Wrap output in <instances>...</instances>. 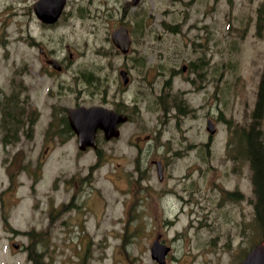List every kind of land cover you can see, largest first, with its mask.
Instances as JSON below:
<instances>
[{
	"label": "rangeland",
	"instance_id": "rangeland-1",
	"mask_svg": "<svg viewBox=\"0 0 264 264\" xmlns=\"http://www.w3.org/2000/svg\"><path fill=\"white\" fill-rule=\"evenodd\" d=\"M33 1L0 0V88H7L5 56L19 67L17 87L28 85L20 67L30 54L26 8ZM64 14L59 27L41 31L45 36L38 37L35 24L32 34L60 56L71 53L72 74H93L92 86L75 85L78 99L94 102L92 93L105 88V106L123 101L139 114L122 127L119 140L104 145L86 182L96 158L75 157L71 141L45 159L42 171L33 174V188V178L9 176L0 167V264H157L150 255L157 236L169 247L165 264H238L260 238L252 172L236 132L251 122L264 73V0H66ZM119 26L128 28L132 40L126 56L110 41ZM121 69L130 76L129 86ZM171 75V82H163ZM36 77L41 119L32 142L33 153L41 154L54 100L45 96V80ZM154 89L168 116L154 109ZM63 95L66 104L72 102ZM175 100L186 115L170 108ZM206 116L215 134L197 154ZM157 119L162 140H172L166 142L175 154L167 158L161 182L151 163L155 154L135 157L125 143L128 136L144 138L160 129ZM261 128L264 134V116ZM26 141L18 139L5 152L23 149ZM5 156L0 153V166ZM133 157L146 168L140 177Z\"/></svg>",
	"mask_w": 264,
	"mask_h": 264
},
{
	"label": "flooded vegetation",
	"instance_id": "flooded-vegetation-1",
	"mask_svg": "<svg viewBox=\"0 0 264 264\" xmlns=\"http://www.w3.org/2000/svg\"><path fill=\"white\" fill-rule=\"evenodd\" d=\"M36 1L37 0H34L31 5H28L26 8V25L28 33L26 47L30 54L26 56L23 66L20 67V71H23L25 73V76L27 75L26 78L28 79V85H26L25 87H17L16 83L13 80V76L17 73V69L19 67L16 66L15 61L11 64L9 57L5 56L2 58L4 59V66L6 67L8 65L9 68L7 85L5 80V85L7 86V88H0V146L4 149L3 152L1 151L0 153H5L6 155L2 161V166L0 167L9 176H11V174H16L19 172L29 176L30 179L33 178L31 188H33L36 183V178L33 176V174L42 171V167L45 164V159L49 158V156L53 152H55L58 146H63L71 141L74 148L72 152L75 157H79L82 154L91 153L95 158H101L103 156L102 154L104 145L112 144L114 141L119 140L123 135L122 127L128 125L129 123H133L134 116L139 114V112L135 108V105L130 108L129 105H127V103H124L123 101H115L113 104H110V106H105L107 105V103L102 102V99L105 98V96L107 97L108 95L105 88H103V90L94 91L92 93L94 102H90L89 104H87L85 101L83 102L78 99L76 94L79 91L75 89V85L83 83L86 86H92L93 82L95 81V77L91 72L87 73L84 71H82L81 73L77 72V74H72L74 71L72 70L73 55L71 53H69L67 56H60L57 54V50L44 47L41 44V41L33 36L32 28L34 24L38 33V37H42L45 36V34H41L42 30L59 27L62 20L65 19L64 9L55 23L52 24L42 22V20L35 13L34 3ZM32 50H34L36 53L31 54ZM184 68L185 67H183L182 69L184 70ZM35 74L41 79L45 80V82L48 84L45 91L46 98L54 100L49 106V115L48 120H46V128L42 133L41 144L43 146V150L41 154L33 153V149L35 148L36 143L32 142L36 124H38L41 119V113L39 112L41 110V103L38 99L39 91L34 92L36 86L41 82H39ZM127 75V83L124 86H129V84L132 83L128 72ZM65 77L68 78V80L70 79V83L68 82V80H65ZM173 77L174 75H171L169 79H164L163 82H171ZM88 78L90 79L89 83L87 81ZM143 79L147 82L148 78L146 76V73L143 74ZM54 89H57V91H55ZM61 93H63L64 95H71L73 97L72 102L66 104L63 100V97H60ZM153 94H155L154 109L158 110L159 112L163 110L164 112H166H162L163 116H168L167 108L162 103L160 92H157L154 89ZM60 104L62 105L59 106ZM91 106L104 107L105 109L111 110L118 115H123L126 117V121L117 125V135L109 136L108 138L101 129H97L94 134L95 146L87 147L82 151L79 149L77 136L71 129L67 111L68 109ZM182 107V104L177 103V101L175 100L171 104L170 108L179 114L186 115V110L182 109ZM59 108L62 109V113L58 112ZM208 120L209 118L208 116H206V136L205 140L198 146L199 151L197 154H199V152L202 150V147H206V149L208 148L210 137L213 136H209L207 131ZM157 121L161 128L157 129L154 133L147 134L148 136L144 137L147 139L144 140V138L140 134L136 133L135 136H128L125 143L128 147H131L136 152L135 157L137 155L143 156L144 153H146L145 155L147 156H150L151 152L155 154L156 158L151 159V163L154 164V162L156 161H159L161 163L162 173L161 175L157 173V179L161 182L164 180L165 174L168 173L167 158L171 154L172 156H175V154L171 153V151H174V149L172 148V146H168L166 142L169 141V143H172V140H162V121L159 119H157ZM175 125L176 123L172 125L174 130L176 129ZM150 138H152V140L154 139L156 144L155 148L153 149H150V145H148V143H150L151 141ZM18 139H20L21 143L24 139L27 140L23 146V149L19 147L16 151L5 152L7 146H12L13 144L18 143ZM187 146L189 147V144H187ZM183 149H186V145H183ZM66 151L68 150H61L62 153ZM159 151L161 152L159 153ZM187 153H189V151ZM132 160L135 166L136 173L138 177H140V175L143 174L146 168H140V164L136 158H133ZM92 165L89 168H91ZM76 176L77 173L72 174L69 177L72 179ZM83 179L85 182L87 180H90L88 176L84 177ZM52 189L55 190L54 188Z\"/></svg>",
	"mask_w": 264,
	"mask_h": 264
},
{
	"label": "water",
	"instance_id": "water-1",
	"mask_svg": "<svg viewBox=\"0 0 264 264\" xmlns=\"http://www.w3.org/2000/svg\"><path fill=\"white\" fill-rule=\"evenodd\" d=\"M133 1L136 2L137 0ZM64 3L65 0H38L34 4L35 13L43 22L53 23L59 17ZM111 39L113 44L122 53L128 51L130 40L126 28L119 27L115 29L111 34ZM120 75L123 77L124 82H126L125 72L120 71ZM67 114L70 126L78 137L81 149L95 146L94 133L96 129H101L107 137L115 136L117 135V124L125 120V117L121 115L97 107L69 109ZM208 131L210 133L214 132L211 121L208 122ZM158 170L160 171V168ZM12 246L16 248L17 244H13ZM167 252L168 248L157 240L151 246V256L158 264H164V256ZM239 264H264V241H260L252 247Z\"/></svg>",
	"mask_w": 264,
	"mask_h": 264
},
{
	"label": "trees",
	"instance_id": "trees-1",
	"mask_svg": "<svg viewBox=\"0 0 264 264\" xmlns=\"http://www.w3.org/2000/svg\"><path fill=\"white\" fill-rule=\"evenodd\" d=\"M87 81L89 83L90 79L88 78ZM263 116L264 73L262 74L258 84L256 103L251 113V122L248 127L240 128V130L236 132L252 172L251 180L254 194L253 222L256 225L258 234L260 235L258 241L264 240V134L261 128ZM236 194L237 193H232L230 196H235ZM37 234L38 236L40 235L39 233ZM29 235L36 236V234H32V232L29 233Z\"/></svg>",
	"mask_w": 264,
	"mask_h": 264
}]
</instances>
